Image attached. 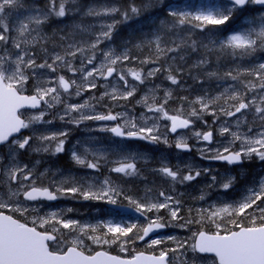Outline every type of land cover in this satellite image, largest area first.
I'll return each mask as SVG.
<instances>
[{
  "label": "rangeland",
  "instance_id": "374dc122",
  "mask_svg": "<svg viewBox=\"0 0 264 264\" xmlns=\"http://www.w3.org/2000/svg\"><path fill=\"white\" fill-rule=\"evenodd\" d=\"M138 1L140 2L142 0ZM59 2L60 0H57V5L54 10H58ZM44 3L49 4L45 7L42 4H37V2H23L22 0H19L18 7L8 10L6 15L0 14V21H2V23H0V27L8 25L11 28V32L9 33L11 42L8 46L0 44V56L5 54V49H7L9 53L18 51L12 47V43L16 42L17 39L21 41L25 38L31 40L32 37L35 36L37 37V43L27 45V49L30 53L36 56L38 63H42L44 59H48L56 53L64 55L68 44L71 43L74 48L79 45L84 48L85 51L83 54L78 53L77 58L66 56V59L70 60L73 66L77 69H83L85 67L91 68L92 65H81L80 63L81 60H86V58L92 54L91 51H89L88 46L95 41L97 36L100 35L102 29L106 30V26L111 24L114 19L118 18H116L117 14H102L100 16H96L88 15L87 13L90 8L103 13L106 8L118 7L120 5L119 0H64L66 9V16L64 18H58L54 14L50 15L47 21L40 26L30 24V34L25 33L23 37H20L17 31L20 22H27L28 19L33 16L42 17L46 13V10L51 7L50 0H44ZM219 4L220 2L217 0H186L179 4H168L166 0H145L140 4V9L141 13H145L150 18L148 25L151 26L149 31L151 36L148 31L141 32L138 37L133 34L125 36L120 32V27L123 24L120 22L116 25V27L112 30L111 39H105L103 43L99 45V48L95 50L96 60L94 63L96 64V67H99L101 62H103L104 53L109 50L116 55L127 54L130 58L133 57V55L136 56V58L133 57L127 61L130 63L135 62V64L125 65L124 63L126 62L121 63L118 61L117 65H115L117 72L123 71L126 73L129 69H132L141 71L144 74L143 83L133 81L130 76L128 77L129 85L135 86V92L134 95L127 100H112L110 96L105 95V92L112 93L113 89H115L117 93L124 91L122 82L119 81L118 78H111L110 80L97 78L94 81L97 85L95 88L96 90L92 89L91 91H86L85 89L88 86V82L82 79L79 72L74 75L72 72L68 71L67 68L62 66L58 67L55 73L44 69L37 70L34 75H31L27 84L24 86L23 93L35 94V90L38 86H55L51 84V82L56 81L60 75H64L66 79H74L76 84L70 88V95L68 93H63L62 89L60 90L62 93V103L53 102L54 106L52 109H54V112L51 108H46L47 115L45 116V120H50L51 123H37L32 125L29 129L24 130L23 135H30L33 137L30 141V147L23 150L16 149L15 151H13L8 144L4 147H0V202L11 204L18 201L19 204L17 206H26L28 209L23 214L13 212L9 209L3 210L10 215H15L17 218L27 219L30 218L31 214L41 213L42 210L40 205L32 206L31 203L24 201L22 195L12 196V193L16 191V187L14 184L10 183L6 173L9 165L13 163V160L19 166L26 165L31 169L33 175L39 177L36 181L37 186L48 187L52 191H55L57 187L68 188L70 186H83L85 190H87L88 187H91L94 191H99L105 186V180H108L113 188H116L114 186V182L116 180H122L120 183L121 185L127 184L129 176L124 175V177L121 174H111L110 169L107 173L98 174V172L95 171L94 173L96 176H88V168L82 165V167L78 166L79 168L81 167L80 170H74L75 168L67 170L65 167L64 173L63 165L59 160V155H61L62 152L53 154L55 141L48 142L40 139L42 135L64 132L62 126H56L55 124L61 121L60 117L65 114V108L67 105H76L87 102L91 106L90 108L82 109L80 112H71L65 117V119H70L72 122L77 120L85 122L84 127H79L74 130V138L69 139L67 137V140L69 141L68 143L65 140V155L67 159L76 163L72 159V153L75 152L84 159H87V156H92V158L96 160L99 159L97 164L98 166L101 164L102 167H106L104 166L105 163L118 166L119 161L134 162L136 164V171L141 172L143 180L141 182H135L133 181V178V180L129 182L127 193L130 194L128 197L133 199L159 202L163 199L159 196V193L163 190V192H167L168 189L169 191L172 189L175 190V193L166 194L172 195L180 202L181 205L184 204L188 198L194 202L198 199L203 200L200 199L201 196L204 198L210 196V199L204 201L203 207L189 205L185 208V212L194 216L196 222L192 224L200 225L198 227V231L203 230V227H212V230H214L213 232H216L217 224L207 218L208 210L210 208L223 207L227 205H238L245 198L249 189L255 187L258 190L261 181L264 180V162H261L258 158H256L257 161L251 165L252 168L250 172L252 177H250L249 171L245 169V167H240L235 170L228 168L225 170L223 166L217 164L218 170L216 174V172H214L216 170L215 165L206 164L202 166V164H196L194 161L199 157L203 159L214 157L216 149L222 150V148L229 143L231 140L230 136L219 134V129L224 127L225 124L242 137L251 136L256 132L264 130V121L260 120L255 111L252 109L248 110L243 116H241L239 121L236 117L228 118L221 112V106L229 108L232 103H234L228 99L231 95H239L241 97H245L246 99H256L257 103H259V99L264 97V91L261 92L260 97L257 95L258 98H249V96L245 95V91L235 88L233 84L228 83L227 81L226 83L229 87H226L227 84H224V81H221L217 85H212V83L209 82L208 77L210 76L217 77L215 82L222 79L221 75L227 74V72H229L232 68L228 64H233L238 61V64H243L245 71H247L245 76H250L256 80V90H258L261 81L251 73H248L253 61L244 60L245 54L242 50H235L234 52L232 49H228V54L231 56L237 55L238 59L229 58L226 59L224 63H215V66L207 63L201 64V53L199 52H185L183 59L178 58L177 53H160L159 59H157L158 54L155 46L157 36L156 33L158 27H160L161 21L166 19L167 13L165 11L161 14V16L153 13H158L162 11L164 5H169L178 12H187L195 15L201 11L212 10L215 5ZM152 7H154L155 12L152 10ZM238 17L241 25L243 26L240 30L254 28L256 31L258 26L259 30L257 32H259L260 21L261 18L264 17V11H256L254 14L240 12ZM136 20L137 19L128 18L126 21L128 23H132ZM118 25L120 27H118ZM37 27L38 31H32L33 28ZM215 30L216 27L211 25L205 27L203 32L192 29L190 37L192 40L196 41L197 48L200 51H206V53L209 54L212 50L218 47V43L214 38ZM182 35L185 39H187L189 37V32L185 31ZM180 37L181 33L177 30V37L171 36L166 37L165 39L171 41L176 39L175 41L177 43H181ZM148 59L156 62H149L145 64L141 63L142 60ZM49 62H51V60H49ZM156 68H160V71L155 72L152 76H147L149 71ZM220 70H223V72ZM255 70L257 69L255 68ZM28 71L31 72L30 69ZM251 71L252 70H250V72ZM169 74L175 76L178 81L177 84H172L171 81L167 79ZM81 85L83 86L81 87V94L76 95V88ZM254 91L255 90H252L251 94ZM248 92L250 93V91ZM165 96H168V103L165 106L170 107L169 109H166L167 112L169 114L180 115L181 117H188V114L194 107L197 109L200 107V105L196 103L198 99L203 98L204 100H211L215 102L210 104L209 113H202L200 119L195 118L198 123V127H193L187 131L180 132L172 136L166 127V125H169L170 122L164 120L163 118L157 119L158 114L147 112L143 103L146 98H148V103L150 104L153 102H162ZM100 97H103V99L101 100ZM216 98L219 99L217 100ZM40 110L41 109L33 112H24L23 118L27 120L28 117L39 114ZM212 111L217 113L215 117L210 114ZM81 112L84 114L112 113L114 115H118V119L115 124L117 126H121L126 131L136 130L132 128V123H135L138 127H152L155 122L159 131L154 132L153 134L161 136L162 139L159 142L149 140L150 144L146 145L147 151H136L135 148L137 145L146 144V141L148 140L127 142L115 138L107 130L113 127L114 123H109L107 121L80 120ZM72 128L73 127L70 126V124L65 125V132L68 134L67 129L71 130ZM248 128H251L253 131L248 132ZM193 130L201 132L209 130L213 131L214 135L212 143L207 144L202 140H198V138L195 137ZM181 136H183L185 142L190 146V153L176 150L175 144ZM165 137L167 140L166 143L163 139ZM59 138L62 139V137ZM37 141L40 143H37ZM44 147H48L49 153L51 154L48 158V161L50 162L48 166H45L42 163L44 157L46 156V152L42 150ZM233 147L238 148L239 142H236ZM153 149L160 150L162 152H159L158 155L155 156L152 154ZM208 149H211V151H208ZM9 153L12 154L9 155ZM195 155H197L196 158ZM154 159L155 161L153 167H145L147 165L146 162H152ZM252 159L253 158L244 160L245 162H248ZM163 167H169L173 170L178 169L181 175H187L189 172L194 175L196 171H200L201 173L209 171L210 179L207 180L205 177L200 175L196 177V179L192 180V183L189 181L178 183L172 181L171 178L164 176L160 172V169ZM255 174L258 176L254 177ZM213 176L216 177L215 181L212 180ZM88 177L89 179L86 180ZM236 177H238L241 181L235 180ZM227 178H234V183L228 190L225 191L220 185H222L223 182H226ZM27 183L28 182H25V184ZM181 184H185L186 187H179ZM116 189H118L122 194L125 193L121 188ZM20 191L22 192L23 189H20ZM66 195H69L67 199L72 200V202H65V206L60 205L49 208L44 215L48 217L52 213H58L63 219H65V217L69 214H74L73 209L77 207L78 212L77 214H74V216H77L81 212L84 217L82 219L67 218L66 220H76L82 225L96 227L97 231L95 233H91L90 229L89 233L91 235H96L109 240L112 239L111 234L105 235L107 230L103 227L109 222L118 223L121 226L135 223L137 228L133 230V233H130L129 238L120 237V241L126 239L130 241L126 244H121L120 242L97 244L88 238L87 235H80L79 232L70 233L69 230H65V237L67 238L65 241V249L72 246L73 241H80V248L87 254H91L95 251L93 249L98 248L105 251L114 250V252H117L120 256L131 257L132 253L138 251V249L143 250L146 248L152 250L158 255L160 248L177 249L178 245L182 244L184 246L178 248V251L169 253L172 264H216L212 259L199 258L194 254L189 246L192 247V242L197 232L195 233L194 229L190 226L192 224L183 226L184 221H181L179 224L174 223V221L171 220L167 209H162L159 212L154 213L153 216H160L163 220L168 222L169 226L167 231H171L172 233L159 234L155 238L163 239L164 243L158 247H149L148 240L144 242H140V240L131 242V238H134L135 235L138 234L139 229L144 226L139 221L124 220L123 222L113 216H106L105 218H102L105 214L110 213L103 206L107 202L84 200L79 195L73 196L70 193ZM196 195H198V197ZM9 197H11V199H9ZM68 209H72V211L69 212ZM179 214H181V211ZM253 214L259 215V213ZM94 215L96 216L95 219H93ZM238 217L240 216H237L234 219L238 221ZM232 219V217L222 215L217 218V223L227 225L230 224L228 221ZM244 219H246V223L251 222V218L247 214ZM229 228L234 229L233 224H230ZM170 237L175 238L174 241L170 240Z\"/></svg>",
  "mask_w": 264,
  "mask_h": 264
},
{
  "label": "snow or ice",
  "instance_id": "6c2138e0",
  "mask_svg": "<svg viewBox=\"0 0 264 264\" xmlns=\"http://www.w3.org/2000/svg\"><path fill=\"white\" fill-rule=\"evenodd\" d=\"M51 7L46 10V13L41 16H33L28 19L27 22L21 21L19 28L17 29L20 37H23L25 33H29L30 24L40 26L47 21L50 15H55L58 18H64L66 16V9L64 0H60L58 4V10H54L57 5V0H50ZM19 0H0V14H7L8 10L18 7ZM248 5H258L261 11H264V0H225V2L215 5L212 10L201 11L195 15L187 12H178L171 8L169 5H164L161 14L166 11L167 17L164 21H161L160 27L157 29V36L155 40V46L157 49V59H159L160 53H177L178 58L183 59L184 53H195L198 51L196 41L192 40L190 33L192 29H196L203 32L208 25L219 27L229 23L233 16L242 9H247ZM140 8L135 5H131L127 10L121 12L118 7L106 8L103 13L90 8L88 15H114L120 14L124 20H127L130 15H139ZM170 18V19H168ZM120 19H114L111 24L106 26V30L102 29L100 35L96 37L88 48L91 51V55L86 60H81V65H92L91 68L77 69L73 66L70 60L66 59V56L77 58L78 53L83 54L84 48L79 45L73 47V44H68V47L64 55L56 53L54 56H50L48 59H44L42 63H38L36 56L30 53L27 49V45L36 44L37 37H32L31 40L27 38L22 41L17 39L12 43V47L18 51L9 53L5 49V54L0 56V145L8 144L10 148L15 151L16 149H26L30 147V141L33 139L30 135H23L17 137L14 140H9V137L13 134L21 133L22 130L29 129L32 125L37 123H51L50 120H45L47 115L46 108H52L55 103H62L61 89L63 93L70 95V88L76 84L74 79H66L64 75L58 76L56 81H52L51 84L55 86H38L35 90V94L24 95V86L27 84L31 75H34L37 70L47 69L53 73L57 71V68L62 66L67 68L68 71L74 75L79 72L82 79L88 82L86 91H91L97 87L94 82L97 78L103 80H110L111 78H118L122 82L123 92L117 93L113 89L112 93L105 92L106 96H110L112 100L124 99L132 97L135 92V86L129 85L128 77L130 76L133 81L140 83L144 82V74L141 71L129 69L126 73L123 71L117 72L115 65L118 61L121 63L129 61L131 58L127 54L116 55L111 50L104 53L103 62L99 67H96L94 61L96 60L95 50L99 48V45L103 43L105 39L110 40L112 36V30L120 23ZM2 23V21H0ZM177 30L181 33V43H177L172 40L169 44V40L166 37L176 36ZM32 31H38L37 28H33ZM188 31L189 37L185 39L182 35L183 32ZM11 28L8 25L0 27V44L8 46L11 42L9 33ZM163 35H160V34ZM260 39L261 45H264V17L260 21V31L255 32L254 28H247L246 30L234 29L231 34L226 35L224 40L217 41L221 49L242 50L247 52L248 50L255 51L259 46L257 40L253 39V35ZM23 45V47H22ZM162 45H167L163 47ZM54 51V50H53ZM171 58V57H170ZM51 60V62H49ZM155 63L156 61L148 59L142 60L141 63ZM206 61L201 59L200 63L204 64ZM31 70L29 72L28 70ZM160 68H156L147 73V76L154 75L155 72H159ZM258 80L261 81L259 89L264 91V63L259 65L258 70L251 73ZM233 80L237 79L233 73L227 74ZM91 78V79H89ZM172 84H177L178 81L174 75L169 74L167 77ZM81 87L76 88V95L81 94ZM256 85L251 86V90H255ZM103 99V97H100ZM217 100L219 98H216ZM233 101L229 108L221 106V112L228 118L236 117L239 121L248 110L255 111L260 120L264 121V97L259 99L257 103L256 99H246L239 95H231L228 97ZM215 101L198 99L196 103L200 107L193 108L188 114V118H182L180 115L169 114L165 108L168 103V96H165L162 102L148 103V98L144 100V106L149 113H155L157 119L163 118L170 122L166 125L168 130L175 134L178 130L190 129L195 123V120L191 118L200 119L202 113H209L210 104ZM41 109L39 114L32 115L26 119L22 118L24 113L19 110L22 108ZM91 106L85 102L76 105H67L65 108V114L60 119H65L71 112H80L82 109L90 108ZM214 117L217 115L215 111L210 112ZM151 118V117H149ZM118 119V115L112 113L108 114H84L81 112L80 120H95V121H115ZM72 122V120H69ZM77 124L79 120L75 121ZM215 122V121H214ZM206 123V121H205ZM135 131H126L121 126L111 127L107 129L111 131L117 137H134L144 140H150L153 142H159L162 137L154 135V132H158L159 129L155 122L152 127L137 126L135 123L131 124ZM194 131V130H193ZM251 128H248V132H252ZM220 135H227L231 137V140L225 145L222 150L216 149L215 156L211 157L217 160L226 161L228 164L241 163L244 159H251L256 157L259 161L264 162V130L256 132L251 136H241L237 132L233 131L227 124L219 129ZM66 132L53 133L51 135H42L40 139L42 141L53 142L55 141L54 153H61L64 150L63 139L59 137L66 136ZM195 137L198 140L212 143L213 131H194ZM166 143V137L163 138ZM239 142V147L234 148L233 145ZM175 147L179 150H190L189 145L185 142L183 136H181ZM40 150V149H38ZM43 151H49L48 147H44ZM211 151V149H208ZM12 153H9L11 155ZM72 159L79 165L86 166L87 168L97 170L98 164L94 161H86L81 158L77 153H72ZM112 171L118 174L131 176L136 174V164L134 162L119 161L118 166L113 167ZM160 172L171 178L172 181L178 183H184L186 181H192L196 177L201 175L200 171H196L193 175L191 172L187 175H181L179 170H173L169 167H163ZM7 176L10 183L14 184L16 191L12 193V196L22 195L25 201H38L47 200L55 201L61 195L72 194L73 196L79 195L84 200H97L105 201L110 205H113L117 211L116 215L120 214V210L125 207H130L136 213L144 216L147 224L139 229L137 235L131 238V242L135 240H146L150 234L158 229H162L169 226V223L164 221L162 217L155 216L149 217L147 213H157L162 209H167L172 221L183 220L180 216V202L176 200L172 195L166 194L161 191L159 196L162 197V201L149 202L147 200H137L131 197H124L127 200V206L118 205L117 198L122 193L113 188L108 180L104 181V187L99 191H94L91 187L87 190L83 186H70L68 188L57 187L55 191L50 190L48 187L37 186L36 181L38 176L33 175L30 168L25 166H19L13 160V163L9 165ZM212 180L215 181L216 177L213 176ZM25 182H28L25 184ZM234 182V178H227L226 182L220 185L225 191L228 190ZM20 189H23L21 192ZM11 199V197H9ZM200 199H204L203 196ZM18 201L14 203L0 202V209H9L13 212H19L23 214L28 209L26 206H17ZM264 180L261 181L259 189L253 187L249 189L245 198L238 205H227L223 207L210 208L208 210L207 218L211 219L213 223L217 224V231L212 234L200 231L196 233L197 240L193 245L194 251L201 254L211 253L218 260V264H264ZM251 210V211H249ZM69 212L72 209H68ZM253 213H259V215H253ZM248 215L251 218V222L245 225L234 218L237 216ZM232 217L228 223L233 224V228H229L224 224L217 223V218L220 216ZM194 219L184 220L183 226L195 223ZM51 224L50 230L39 231V228H44L45 225ZM33 226H28L26 223H21L18 219L13 218L12 215H5L0 212V264H172L169 253L178 251V248L184 245H178L177 249L173 248H160L158 255L147 256L143 254L135 257L133 260H121L115 256H108L104 252H97L95 255L85 254V251L80 248V241H73L72 246L63 251L50 250L49 242L60 243L57 233H62V230H69L70 232H79L80 235H87L93 242L100 244H109L120 242L126 244L130 242L128 239L120 241V237L129 238L130 233L137 228L135 223L121 226L118 223L109 222L103 227L106 228V233L111 234L112 239H105L96 235H91L97 231L96 227L89 225H82L76 220L63 219L58 213H52L50 216L40 219L39 221L33 220ZM170 240L175 238L170 237ZM164 243L163 239L154 238L148 240L149 247H158Z\"/></svg>",
  "mask_w": 264,
  "mask_h": 264
},
{
  "label": "flooded vegetation",
  "instance_id": "af4514ba",
  "mask_svg": "<svg viewBox=\"0 0 264 264\" xmlns=\"http://www.w3.org/2000/svg\"><path fill=\"white\" fill-rule=\"evenodd\" d=\"M62 127H63V130H64V132H65V119H63L62 120ZM64 138V141L66 140L67 141V143L69 142L68 140H67V136H62V139ZM190 151V150H189ZM46 156L44 157V159H43V161H42V163L45 165V166H48V164H50V162L48 161V158H49V155H51L50 153H49V151H47L46 152V154H45ZM59 160L61 161V163H62V165H63V169H64V171H65V167H66V169H73L74 167H72V165H74V163L72 162V161H70L69 159H67V157H66V155H65V143H64V150H63V152L61 153V155H59ZM89 161H93L92 159H90ZM108 164H110V163H105L104 164V166H106V167H99V169L97 170V172H98V174L99 173H107L108 171H109V169L111 170V174H118V173H115V172H113L112 171V168L113 167H115V166H113L112 164H110L109 166H107ZM74 170H77L76 168L74 169ZM92 171H94V170H90L89 172V175L88 176H90V175H92V176H96V174L94 173V172H92ZM121 175H123V174H121ZM124 176V175H123ZM126 176V175H125ZM124 176V177H125ZM123 177V178H124ZM137 178L136 180L134 179L133 180V178ZM88 179H89V177H88ZM135 181V182H141L142 180H143V178H141V175L140 174H136L135 176H133V175H131V176H129V178H128V181H127V184H123V185H121L120 183H121V181L122 180H116L115 182H114V186L116 187V188H121V189H123V192H125L124 194H122L120 197H118L117 198V203H118V205H124V206H127V200L124 198V197H128L130 194H128L127 193V190H128V184H129V182L130 181ZM163 190V189H162ZM164 191V190H163ZM174 189H172L171 191H169V189L167 190V192H165V193H174ZM64 203L65 204V199H63L62 201H58V202H56V203H53V204H49V203H46V202H36L35 203V205H38L39 203H40V206L42 207V210H41V213H33V214H31L30 215V218L29 219H22V218H18L19 219V221H21V222H24V223H28V225L29 226H33L32 225V221L33 220H37V221H39L40 219H43V218H46L47 216H45L44 215V213L45 212H47L48 211V209L49 208H52V207H56V206H58L59 204H61V203ZM71 205H74V204H71ZM76 206V205H75ZM109 212H111V214H112V216L114 217V218H118V219H120V220H122L123 222H124V220H128V221H131V220H136V221H139L142 225H145L146 224V222L145 221H142V220H139V219H136V218H134L133 216H131L130 214H127V213H124L122 210L124 209H121L120 210V214L119 215H116V211H117V209L113 206V205H110V204H108V203H106L105 205H103ZM77 208V207H76ZM125 208H130V207H125ZM0 212H3V214H7L6 212H5V210H3V209H0ZM81 213V212H80ZM153 214L154 213H147V215L149 216V217H154L153 216ZM253 215H256V214H253ZM76 218H81V216H79V215H77V216H75ZM95 217L96 216H94V218L93 219H95ZM244 217L245 216H243V217H239V222H241V223H243V224H245L246 225V219H244ZM92 219V220H93ZM165 221V220H164ZM248 224H250V223H248ZM51 227H52V225L51 224H47V225H45L44 226V228H39L38 227V230L39 231H45L46 229H48V230H50L51 229ZM62 233L63 234H61V233H57V236H58V238H59V240H60V243L59 244H57L56 242H49V244H50V250H52V251H63V250H65V240H67V238L65 237V230H62ZM70 233H73V232H70Z\"/></svg>",
  "mask_w": 264,
  "mask_h": 264
},
{
  "label": "trees",
  "instance_id": "16d2710c",
  "mask_svg": "<svg viewBox=\"0 0 264 264\" xmlns=\"http://www.w3.org/2000/svg\"><path fill=\"white\" fill-rule=\"evenodd\" d=\"M131 5H135L138 8V6H140V2L138 0H134L133 2H129L128 0H122L121 12L127 10ZM117 18H121V23L123 24L121 27L118 25V27H120V32L125 36L133 34L136 37H138L141 32L147 31L144 28L141 29V27H143L147 22H149L150 19V18H146V14L142 15V17L140 16V14L130 15L129 17L130 19H138V18L144 19L132 23H128L126 20L123 19V17H121L120 14H118ZM160 35L163 34L161 33ZM164 46L166 47V45ZM133 57L136 58V56L134 55ZM127 64H135V62H131V63L127 62Z\"/></svg>",
  "mask_w": 264,
  "mask_h": 264
},
{
  "label": "water",
  "instance_id": "95a60500",
  "mask_svg": "<svg viewBox=\"0 0 264 264\" xmlns=\"http://www.w3.org/2000/svg\"><path fill=\"white\" fill-rule=\"evenodd\" d=\"M176 1V0H175ZM28 107H25V108H22V109H27ZM29 109H31V108H29ZM21 110V109H20ZM18 134V133H17ZM14 135H16V134H13V136ZM12 137V136H11ZM11 137H9V138H11ZM156 231V230H155ZM155 231H153L151 234H153ZM197 252V251H196ZM197 253H199V252H197ZM199 254H201V253H199ZM205 255L207 254V255H212V256H214V254H211V253H204ZM145 257H147V255H145V254H143ZM109 256V255H108ZM137 256H139V255H136L135 257H137ZM133 260V259H132ZM126 261H128V260H126Z\"/></svg>",
  "mask_w": 264,
  "mask_h": 264
},
{
  "label": "bare ground",
  "instance_id": "6f19581e",
  "mask_svg": "<svg viewBox=\"0 0 264 264\" xmlns=\"http://www.w3.org/2000/svg\"><path fill=\"white\" fill-rule=\"evenodd\" d=\"M95 90H96V89H95ZM95 90H94V91H95ZM96 92H97V91H96ZM99 95H100V94H99ZM105 98H106V97H105ZM106 99H108V98H106ZM101 100H102V99H101ZM37 153H38V152H37ZM39 153H40V152H39ZM42 154H43V153H42ZM110 154H111V153H110ZM39 155H40V154H39ZM110 156H111V155H110ZM37 158H38V157H37ZM67 172H69V171H67Z\"/></svg>",
  "mask_w": 264,
  "mask_h": 264
}]
</instances>
